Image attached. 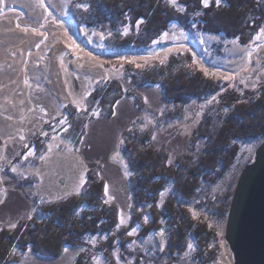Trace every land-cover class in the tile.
Returning a JSON list of instances; mask_svg holds the SVG:
<instances>
[{
    "label": "rangeland",
    "instance_id": "1",
    "mask_svg": "<svg viewBox=\"0 0 264 264\" xmlns=\"http://www.w3.org/2000/svg\"><path fill=\"white\" fill-rule=\"evenodd\" d=\"M73 1L43 0L44 6L38 0L0 3V228L37 218L42 207L84 197L94 176L102 183L105 202L117 207V225L130 227L133 239L127 250H144L148 257L158 258L166 246L165 232L138 237L148 224L150 205H137L132 197L133 172L126 149L149 135L152 146L167 152L169 165L184 154L195 157L205 144L196 135L198 128L205 122L220 123L232 93L264 86V38L258 40L257 34L245 45L198 30L186 35L173 24L153 47L128 50L116 43L107 22L102 21L100 28L84 24L83 17L96 18L89 0ZM126 28L118 41L129 35ZM173 56L179 60L176 69L203 73L207 69V77L220 90L181 104L169 101L162 86L147 83L143 74L158 72ZM263 141L240 143L231 169L204 188L199 198L215 200L208 214L196 211L195 203L186 205L194 220H206L217 232L218 256L207 264H234L224 239L227 214L222 210L229 206L240 172ZM29 148L35 155L25 159ZM169 193L170 186L157 206ZM86 242L81 254L94 264H110L97 236H88ZM195 247L192 244L179 264H192ZM67 250L58 258L15 250L14 262L8 264H73L77 252ZM112 253L114 264L132 260L119 248Z\"/></svg>",
    "mask_w": 264,
    "mask_h": 264
},
{
    "label": "trees",
    "instance_id": "2",
    "mask_svg": "<svg viewBox=\"0 0 264 264\" xmlns=\"http://www.w3.org/2000/svg\"><path fill=\"white\" fill-rule=\"evenodd\" d=\"M89 2L95 6L96 18L83 17L84 24L89 28H100L102 21L107 22L117 37L116 43L128 50L153 47L154 41L156 43L173 24L181 27L186 35H194L198 30L228 39L239 38L238 41L245 45L264 27V0H224L220 7L210 0L207 8L200 0H178L176 5L169 4L168 0ZM73 3H79V0ZM141 19L143 23L137 24ZM128 26L129 35L118 41L121 31ZM178 61L173 56L159 67L158 72L153 70L143 74L147 83L162 86L169 101L181 104L193 98L214 95L220 90L217 82L199 70L176 69ZM232 95L228 100V111L220 123L205 122L198 128L196 135L203 138L205 144L195 157L184 154L174 165H169L167 152L152 146L149 135L126 149L133 172L130 181L132 197L137 205H150L148 224L141 227L138 237L164 230L166 246L160 257L150 258L144 250H127V244L133 239L127 231L130 227L117 225V207L105 202L102 183L92 176L84 197H72L42 207L37 218L18 223L15 228H0V264L14 262L15 250H29L42 258H58L67 248L77 252L73 264H94L80 253L88 247V236L98 237V247L110 264H114L112 252L116 248L130 256L129 264H179L189 252V244L196 245L192 264L216 260V230L206 220H194L187 206L195 203L196 211L208 214V208L212 210L215 200L207 196L200 199L207 190L204 188L216 184L231 169L238 157L240 143L264 140V86L255 91L246 89L244 93L234 91ZM169 186V196L160 207L157 206ZM228 208L226 206L222 214H227ZM123 257L125 259L124 254Z\"/></svg>",
    "mask_w": 264,
    "mask_h": 264
},
{
    "label": "water",
    "instance_id": "3",
    "mask_svg": "<svg viewBox=\"0 0 264 264\" xmlns=\"http://www.w3.org/2000/svg\"><path fill=\"white\" fill-rule=\"evenodd\" d=\"M224 239L234 264H264V141L237 179Z\"/></svg>",
    "mask_w": 264,
    "mask_h": 264
},
{
    "label": "snow or ice",
    "instance_id": "4",
    "mask_svg": "<svg viewBox=\"0 0 264 264\" xmlns=\"http://www.w3.org/2000/svg\"><path fill=\"white\" fill-rule=\"evenodd\" d=\"M38 2L41 4V6H44V4H43V0H38ZM0 3H3V0H0ZM168 3L171 4V5H176L177 0H168ZM200 3H202L203 6H204L205 8H207V7L210 6V0H200ZM223 3H224V0H214V4H215V6H217V7L222 6ZM79 6H80V7H85V5H79ZM180 10L183 11V7H181ZM196 15L199 16L200 13L197 12ZM140 23H143V20H142V19L139 20V21H137V24H140ZM16 27L19 28V27H20V24L18 23V24L16 25ZM23 31L27 32L28 29H27V28H24ZM33 31H35V29H33ZM127 31H128V29L125 28V34L127 33ZM260 33H264V27H261V29H260ZM41 35H42V34H41ZM166 35H167V33H165V36H166ZM256 38L259 40V39L264 38V37H262L260 34H258ZM238 39H239V38H237V40H238ZM235 42H236V41H233V43H235ZM154 43H155V41H154ZM36 47H39V45L37 44ZM247 55L250 57V56H251V52H248ZM161 62H163V61H161ZM101 66H102V65H101ZM137 67H140V65H137ZM203 71H204L205 76L210 75V73L208 72L207 69H203ZM225 79H231V77H225ZM24 83H25V84H28V81L25 80ZM213 99H215V98H213ZM117 104H119V101H117ZM224 110H225V112L228 111L227 108H225ZM96 114L98 115V113H96ZM60 123H61V124L65 123V120H61ZM65 130H66V129H65ZM32 155H35V153L32 152L31 148H29V150H28V152L25 154V157H24V158L27 159L28 156H32ZM41 158L43 159V157H41ZM12 171H13V172H16V171H17L15 165L12 166ZM84 182H85V181H84V178L82 177V178H81V181H80V184L82 185ZM107 191H108V185L105 184V192H106V194H107ZM28 219H31V216H29ZM9 226H10L11 228H15V227H16V224L10 222ZM133 231H135V230H133ZM129 234L131 235L132 233H129ZM188 247L191 248L192 245L189 244ZM64 251L67 252L68 250L65 249ZM94 259H95V258H94Z\"/></svg>",
    "mask_w": 264,
    "mask_h": 264
},
{
    "label": "bare ground",
    "instance_id": "5",
    "mask_svg": "<svg viewBox=\"0 0 264 264\" xmlns=\"http://www.w3.org/2000/svg\"><path fill=\"white\" fill-rule=\"evenodd\" d=\"M217 16V15H216Z\"/></svg>",
    "mask_w": 264,
    "mask_h": 264
}]
</instances>
